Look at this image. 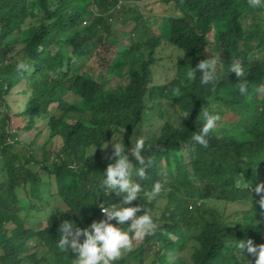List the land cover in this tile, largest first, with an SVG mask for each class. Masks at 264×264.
<instances>
[{
  "label": "trees",
  "instance_id": "1",
  "mask_svg": "<svg viewBox=\"0 0 264 264\" xmlns=\"http://www.w3.org/2000/svg\"><path fill=\"white\" fill-rule=\"evenodd\" d=\"M118 1L125 0H0V96L12 88L15 95L12 104L0 99V264H76V253L56 246L59 223L69 219L84 228L103 218L101 206L121 201L123 194L98 186L111 162L109 143H124L131 159L133 125L145 102L162 94L158 99L174 110L144 140L153 162L143 180L133 177L143 191L132 202L152 212L157 227L133 238L132 248L114 264H128L134 252L138 264H254L246 252L238 260L242 254L235 246L249 238L264 244L258 204L264 192L254 188L251 194L245 185L252 179L264 184V173L262 181L251 174L253 166L264 168V99L257 91L264 83L262 8H250L247 0H158L169 13L150 44L161 37L177 49L174 77L149 84L152 49L130 60L127 50L119 62L128 70L113 69L126 81L104 87L81 69L107 42L105 30L122 10ZM138 8L130 17L133 28L145 21ZM201 59L217 62L214 79L200 84L198 71L196 80L186 81L185 70ZM233 61L244 68L243 77L228 72ZM18 63L27 70H17ZM113 67L110 60L106 70ZM24 80L19 101L16 86ZM241 82L244 94L238 91ZM66 90L84 108L60 99ZM176 92L177 98L168 99ZM195 106L220 115L206 147L191 140L201 125ZM224 111L237 119L225 122ZM157 180L161 192L148 200L145 193Z\"/></svg>",
  "mask_w": 264,
  "mask_h": 264
},
{
  "label": "clouds",
  "instance_id": "2",
  "mask_svg": "<svg viewBox=\"0 0 264 264\" xmlns=\"http://www.w3.org/2000/svg\"><path fill=\"white\" fill-rule=\"evenodd\" d=\"M247 4L253 9L264 8V0H247ZM115 5L117 8L122 9L120 12L128 13L127 19L133 23L130 17L134 11H137V8L130 6L127 0L118 1ZM123 6H126V9H123ZM143 20H145L144 16ZM133 26L129 32L122 31V34L128 37L129 43L120 44L119 46H123V49L115 45L114 56L110 59L111 65L114 66L112 69H118L122 74L125 73V70H128V64L119 62L122 54L129 50L127 59L130 60L131 57L135 56L136 52L142 50L141 47L143 45L149 48L151 38L154 35H158L153 33L151 29L149 31L150 34L146 33L141 24L137 28H133ZM105 32L108 36L106 43H112L109 39L114 33L112 23L110 31L107 28ZM17 70H27V65L18 63ZM198 71L201 73L199 77L200 84H208L214 79L216 71L214 61L201 59L194 67L189 66L185 70L183 78L188 82H192L197 79L196 74ZM228 72H234L238 78L243 77L245 74L242 65L234 61L230 64ZM86 76H88V73ZM18 91L17 89L16 99L19 100L18 96L20 94ZM238 91L241 94L247 91L245 82L239 84ZM257 91H264V88H258ZM67 95H71V98L68 99ZM159 96L161 98L164 97L163 94L156 97L159 98ZM59 98L67 102L81 101L71 90L61 91ZM145 108L146 102L143 109ZM188 114L189 111L183 113L181 117H187ZM198 116L200 117L201 125L198 131L192 132L191 140L202 147H206L208 144L207 137L217 127L220 115L214 109L202 108ZM113 141L110 156L111 162L106 165L104 172L101 174L98 186L105 192L111 190L116 194H123L121 201L107 207L101 206L100 210L103 213V218L93 220L84 228L75 226L74 221L69 219L62 220L58 225L59 237L56 246L62 251L71 249L72 252L76 253V264H114L121 256L122 251L132 248L133 238L142 239L157 227L152 212L142 207L140 203L132 204L138 196L140 197V193L143 191L141 183L133 179V177H138L140 181L143 180L145 177L144 168L153 162L152 156L146 152L144 140L137 136L135 143L130 149L131 159L128 158L129 150L125 148L124 143L122 145L115 140ZM257 182L256 179H252L249 183L246 180L245 185L249 188L251 194L254 192V188L250 185L251 183L256 185L255 191L257 193L264 192V184H258ZM161 189L162 183L158 180L154 181L151 189L145 193L147 199L152 200L155 198L161 192ZM258 204L262 212H264V195H261ZM235 247L242 254L241 257H238V260L243 259L244 261L246 252L255 257L254 264H264V244L255 245L249 238L238 241Z\"/></svg>",
  "mask_w": 264,
  "mask_h": 264
},
{
  "label": "rangeland",
  "instance_id": "3",
  "mask_svg": "<svg viewBox=\"0 0 264 264\" xmlns=\"http://www.w3.org/2000/svg\"><path fill=\"white\" fill-rule=\"evenodd\" d=\"M128 4L130 6H136L138 8V5L141 6V8H138V10L142 11V15L145 17V21L141 23V25L147 29H151L153 33L158 34L159 33V25L162 20H164L168 13H169V7L159 2L158 0H127ZM118 9V8H117ZM262 12H264V8H262ZM176 13H171V15H174ZM128 13L123 12H116L114 16H112V26L114 28L113 36H110V41L112 43H104L103 46L99 47V50L95 56H93L89 61H85L82 64V70L90 75H92L95 79L100 81L104 87L106 85L115 86L120 83H124L126 80L121 75L119 77L115 73H113V69L106 70L107 65L110 62V59L114 56L115 53V45H117L120 49H123V46H119L120 44H128L129 39L127 36L122 34V31L129 32L133 26V23L130 22L127 17ZM164 38L159 39V42L156 44H150L149 48L152 49L153 55L156 58L155 62L150 66L151 70V79L150 83L151 85H158L167 83L172 77H174L176 68H175V62L177 59V56L179 52H177V49L173 46L167 44ZM116 42V43H115ZM148 46L143 45L141 49H147ZM138 52H136L135 57L137 58ZM217 56V55H214ZM213 59V58H210ZM210 61V60H209ZM215 64L217 62H214ZM25 80L18 84L16 88L18 90L23 89V86ZM260 88H264V83ZM260 92V98L262 97L264 99V91ZM5 95L4 93H1L0 99L1 100H7L12 104L13 98H14V90L11 89L8 96L5 98L3 97ZM178 93H173L168 95V99L173 100L177 98ZM68 99L71 98V95L66 96ZM19 101L24 99V95L18 96ZM161 96H159V99ZM157 97L149 100L146 102V108L142 110L141 112V120L137 123H135L133 126H136L134 129L131 130V136L132 138L139 136L143 140H145L148 136L149 132L157 133L159 128L161 127L162 123L166 121L169 117H171V114L174 110V108L166 101L162 102ZM159 103V104H158ZM76 106L80 108H84L85 102H77L75 104ZM55 106V104L50 105ZM12 106L10 107V109ZM2 109V106H0V110ZM201 107L195 106L196 111V118L200 120V117L198 116L199 112L201 111ZM205 109H212L209 106H207ZM15 109H11V112H13ZM217 111L216 109H214ZM10 114V112H9ZM237 114L233 113L232 111H224L222 115V119L225 122H231L237 119ZM201 121V120H200ZM15 123V120H10L8 127L13 128V124ZM22 124V122L20 121ZM219 124V121H217V125ZM114 138L109 143L112 148V144L114 143ZM118 142V141H116ZM120 143V142H119ZM38 155H41V152H37ZM163 166V162H160ZM37 170L39 173L42 174V169L40 167H37ZM264 173V168L262 165H257L251 167V174H253L257 179L262 181V176ZM45 179L46 177L43 175L42 177ZM50 182V180H49ZM253 188L256 187L255 184H250ZM53 200V198H51ZM226 206V205H225ZM147 251V250H146ZM122 253H125V251H122ZM121 253V254H122ZM138 253L134 252L130 255V259L128 261V264H138Z\"/></svg>",
  "mask_w": 264,
  "mask_h": 264
}]
</instances>
